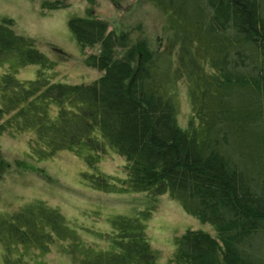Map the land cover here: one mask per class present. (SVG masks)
Listing matches in <instances>:
<instances>
[{
    "label": "trees",
    "instance_id": "obj_1",
    "mask_svg": "<svg viewBox=\"0 0 264 264\" xmlns=\"http://www.w3.org/2000/svg\"><path fill=\"white\" fill-rule=\"evenodd\" d=\"M67 0H42L49 10ZM171 24L169 52L140 44L118 53L124 38L92 14L68 27L102 75L89 84L54 81L53 63L31 39L0 18V131L30 134L38 159L68 151L85 166L81 182L104 193L168 194L215 236L187 230L165 263L145 232L148 211L109 217L105 246L77 241L62 213L42 200L0 212L4 264L54 240L74 264H264V0H146ZM175 49V50H174ZM175 54V56H174ZM180 65L174 67V59ZM37 65L32 79L20 67ZM190 113L178 123V84ZM109 151L124 158L123 177L103 172ZM7 163L0 150V177ZM69 241V242H68Z\"/></svg>",
    "mask_w": 264,
    "mask_h": 264
},
{
    "label": "rangeland",
    "instance_id": "obj_2",
    "mask_svg": "<svg viewBox=\"0 0 264 264\" xmlns=\"http://www.w3.org/2000/svg\"><path fill=\"white\" fill-rule=\"evenodd\" d=\"M41 4L42 0H0V18H11L14 31L31 39L53 63L47 71L54 81L89 84L102 75L86 62V57L98 53L100 46L81 48L68 27L71 16H84L90 7L92 14L105 21L109 30L124 38L118 53L140 43V51L148 47L152 53H174L168 48L172 31L166 14L146 0H67L65 6L53 10ZM173 65L179 66L180 61L174 59ZM6 66L7 63L0 65V73ZM38 69L37 65L20 67L17 77L32 79ZM178 101L177 119L184 126L190 106L183 79L178 84ZM29 138L26 132L0 131V150L7 163L0 177V212L14 211L22 204L42 200L62 213L76 233L77 241L105 246L111 234L109 217L148 211L146 237L162 263L171 258L177 237L185 231H204L215 236L210 223L186 213L167 193L154 197L150 193L115 194L89 188L80 180L85 166L79 158L71 152L60 151L51 159H38L30 154ZM124 162L122 156L109 151L99 167L105 173L123 177ZM63 247V242L54 240L46 251L29 250L26 257L31 264H74ZM0 264H4L1 246Z\"/></svg>",
    "mask_w": 264,
    "mask_h": 264
}]
</instances>
